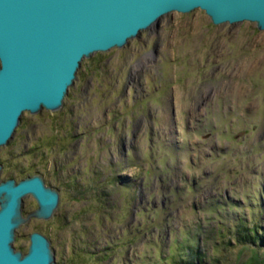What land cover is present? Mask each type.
Listing matches in <instances>:
<instances>
[{"label": "rangeland", "instance_id": "1", "mask_svg": "<svg viewBox=\"0 0 264 264\" xmlns=\"http://www.w3.org/2000/svg\"><path fill=\"white\" fill-rule=\"evenodd\" d=\"M0 163V179L60 186L77 264H100L101 245L114 264H264V28L162 15L84 56L58 108L24 110ZM36 204L23 196L15 247Z\"/></svg>", "mask_w": 264, "mask_h": 264}, {"label": "water", "instance_id": "2", "mask_svg": "<svg viewBox=\"0 0 264 264\" xmlns=\"http://www.w3.org/2000/svg\"><path fill=\"white\" fill-rule=\"evenodd\" d=\"M196 7L214 23L248 19L264 28V0H0V145L24 110L62 104L84 56L122 46L172 10ZM27 193L36 216L48 217L57 205V190L38 173L0 179V264H55L38 231L25 252L12 243Z\"/></svg>", "mask_w": 264, "mask_h": 264}, {"label": "flooded vegetation", "instance_id": "3", "mask_svg": "<svg viewBox=\"0 0 264 264\" xmlns=\"http://www.w3.org/2000/svg\"><path fill=\"white\" fill-rule=\"evenodd\" d=\"M0 165H1V163H0ZM28 175H32V174H28ZM28 175H26V176H28ZM7 178H9V177H7ZM44 183H45V185L56 189L57 192H58V196L60 197V189H61L60 186L47 184V182L45 180H44ZM59 197H58V202H59ZM58 202H57V204H58ZM35 207L27 208V209L24 208V212H25V214H27L26 222H25V225H24V236L26 238H28V242H30V233L33 232V231H38V232L42 233L43 235H45L47 237V239L49 241L50 250H51V252H53L52 254L54 255L53 256V260H54L55 264H77L78 263V261H77L78 260V257H77L78 256V252H77V250L74 247V243H75L74 239L76 238L75 237L76 234L72 235V239H71L70 244H68L65 240L62 239L61 229H62V226H63V218H64L63 216H66L67 210L66 209L60 210L58 213H56L54 211L55 210V208H54L52 210V213L48 217H40V216H36V215L32 214V212L35 210L34 209ZM52 216L56 217L57 221L55 220L53 233L51 235L49 233H46L44 230L40 229L35 224H31V222H37L39 219H44L45 220V219H48V218H50ZM67 220H69V219L66 218V221ZM109 235L110 234L106 233L105 241H107ZM116 238H118V237H116ZM68 245H70V248H71V252H70L71 255L69 257H67L68 253H66ZM94 247L98 248V245L95 244ZM15 248L16 249H20L22 252H25L27 250V249L26 250L22 249L21 245H19L18 247H15ZM110 248H111V245L110 246L101 245V249H102L101 251H92L95 254L92 253V252L91 253H92L93 256H95L97 261L100 262V264H110V263L114 264L116 262L114 260V257H115V254L118 253V251L112 248L111 249L112 253H111L110 252ZM57 252L60 253L59 257L55 256V254H57ZM64 253H66L67 255L64 254ZM72 253L75 254V257L72 255ZM90 257H92V256H90ZM112 258H113V260H112ZM110 261H112V262H110ZM119 261H121V263H122V261L125 262V260H123L122 257H119ZM96 263H90V264H96Z\"/></svg>", "mask_w": 264, "mask_h": 264}, {"label": "trees", "instance_id": "4", "mask_svg": "<svg viewBox=\"0 0 264 264\" xmlns=\"http://www.w3.org/2000/svg\"><path fill=\"white\" fill-rule=\"evenodd\" d=\"M249 236H251V239L254 240V236H253L252 234H250ZM249 236H248V237H249Z\"/></svg>", "mask_w": 264, "mask_h": 264}]
</instances>
